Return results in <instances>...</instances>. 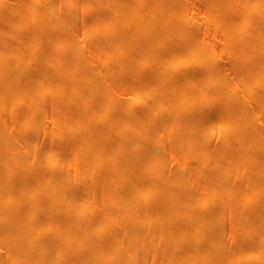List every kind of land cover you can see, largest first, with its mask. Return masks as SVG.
Instances as JSON below:
<instances>
[{
  "label": "bare ground",
  "instance_id": "bare-ground-1",
  "mask_svg": "<svg viewBox=\"0 0 264 264\" xmlns=\"http://www.w3.org/2000/svg\"><path fill=\"white\" fill-rule=\"evenodd\" d=\"M62 3L64 12L74 13L79 4H82L81 14L92 8L98 10L89 18L81 40H87L89 31L93 32L95 63L108 60L114 63L103 72L97 67H85L74 74V67L83 60L82 49L69 39L66 48L71 58L65 56L57 36L43 53L27 61L26 67L36 68L34 73H15L13 67L26 42L20 26L22 16L12 4L0 0V247L4 249L0 264L11 261L44 264L43 256L54 249L59 262L67 248L73 255L70 264H134L139 251L153 257L151 264H264V140L243 101L244 96L253 95L251 88L247 86L244 94H237L215 66V48L194 37H184L188 31L182 24L187 12L179 0H145L148 7L143 13H139L138 4L130 7L125 0H62ZM40 4L41 0L28 1L29 18H39L44 28L42 33L48 36L51 15L58 4L52 0L49 7L35 8ZM205 4L216 11H241L243 19L249 5L260 8L256 26L246 35L241 34L245 19L239 27L234 18L225 20L223 35L224 41L231 44L229 50L239 52L236 61L247 65L243 73L259 82L255 93L257 107L264 108V28L261 26L264 0H205ZM101 7L103 10L99 11ZM151 10L158 12L156 20L150 18ZM66 25L64 20L55 22V26ZM75 31L72 29L70 34ZM180 54L184 57L176 61ZM196 56L201 57L206 67L199 82L176 75L181 66L194 63ZM121 60L125 61V70L135 74V86L129 90L112 85L117 73L115 64ZM150 62L156 66L143 77V66ZM58 65L56 78L50 72ZM157 75L162 77L155 80ZM19 78L23 82L15 85ZM192 85L202 90L210 86V92H197L191 89ZM44 98L52 105L51 122L64 125L67 133L76 129L74 119H83L88 126L97 117L105 116L117 119L119 129L125 126L126 133L115 144L107 145L108 137L114 132L111 127H85L88 130L82 138H70L65 132L61 135L69 140L61 148L53 145L49 147L50 155L49 149H44L29 162L27 152L39 151L36 135L49 128L43 123L35 133L15 134L4 125L3 111L8 108L11 119L20 116L16 131L32 130L39 112L21 108L33 104L37 109L38 102ZM210 99L218 100V108L209 107L206 101ZM144 101V105H138ZM74 104L82 113L72 109ZM92 104L97 111L91 115L85 113ZM206 108L208 112H204ZM162 111L165 112L159 126L162 134L175 132L173 127L182 121L185 135L177 144L160 149L156 120ZM198 122L202 145H207L215 132L222 133L218 123L229 124L228 137L200 148L195 135ZM152 128L156 129L149 133ZM59 136V131L51 130L49 140ZM71 148L77 157L84 150L85 157L94 159L92 166L74 169L83 182H92L90 177L98 168L106 169L100 180L113 182L105 199L111 200L116 210L99 218L92 232L99 235L110 226L111 241L119 234L123 239L120 243L112 241L105 247L100 240L92 238L88 220L95 207L90 208L84 219L74 209L87 204L85 193L76 195L81 185L84 186L81 180L70 184L61 180L57 189L65 187L67 192L46 203L49 211L43 226L34 223L40 211L37 203L40 179L35 173L49 166L44 171L48 174L46 182L52 180L57 170L69 173L62 162H67ZM60 150L64 151L61 161L55 157ZM169 153L175 161L171 171L166 170ZM240 165H245L248 173L243 182L232 177ZM198 176L202 177L199 194L194 192L193 184ZM148 177L152 179L146 180ZM89 186L86 183V188ZM54 190L55 187L49 190L47 198ZM59 201V213L65 214L64 217L55 214ZM252 205H256L255 211L249 212ZM122 218H127L128 223L121 221L122 229L116 231L113 227ZM48 230L51 236L37 241L38 233ZM161 244L166 248L156 247Z\"/></svg>",
  "mask_w": 264,
  "mask_h": 264
},
{
  "label": "rangeland",
  "instance_id": "rangeland-1",
  "mask_svg": "<svg viewBox=\"0 0 264 264\" xmlns=\"http://www.w3.org/2000/svg\"><path fill=\"white\" fill-rule=\"evenodd\" d=\"M5 3H10L13 5V7L16 9L17 13L22 16V21L20 23V26L23 30V33L25 35L26 42L24 44L23 50L21 54L19 55V60L15 67H13V70L16 72L22 71L27 74L29 73H34L36 68L34 66L31 67H26L27 66V61L35 56V55H40L43 53L51 40L56 38H60L61 40V47L62 51L65 54V56H68L71 58L70 54L67 52L66 48V42L69 39H73L76 44L79 46L80 49H82V57L83 60L76 66L74 67V74L80 73L82 69L85 67H91V68H96L99 71H104L106 68L112 66L113 67V61H102L95 63L93 59V47H94V38H91V34L93 35V32L89 31V38L87 40L82 41L81 36L84 32L87 31L86 24L89 21V18L93 16L94 13H96L98 10L97 9H89L87 10L84 14L80 13V10L82 8V4H79L76 8V10L73 12V10L70 12L68 11H63L65 5H63L62 0H56L57 1V7L54 10L53 14L51 15V33L48 36L43 35L42 30L43 28V23H41L39 18H29V12H28V1L29 0H4ZM182 5L184 6V9L186 10V18L184 20V23L182 24V27L187 30L188 32L184 35V37H194L198 41H203L204 44H206L207 47L209 48H215L216 50V61H215V66L219 69V72L221 73L223 79H225L232 86L234 87L235 91L237 94H244L245 93V88L248 86L251 88V91L253 92V95L248 97L244 96V103L246 107L251 111L253 121L257 125L260 131V138L264 140V108L259 109L257 106V99L255 93L258 90V86L260 85L257 80H252L250 78V75L248 73H243L245 70L246 66L244 63L241 61H236L238 58L239 52L233 51L231 52L229 50V45L230 42L224 41V35H223V24L225 23V20L227 18H234L236 23L241 27L243 25V21L245 19V27L243 31L241 32L242 36L246 35V32H249L250 29L256 26V20L260 14V8L254 9L253 5H249L247 10L245 11V18L243 19L241 11H233V9H228L225 10L223 9L222 11H216L214 10V7L207 6L205 4V0H179ZM52 0H41L40 5H36L35 8L41 7H49L51 4ZM126 4L130 7H135L137 4L139 5V13H143L144 10L148 7L147 4L145 3V0H125ZM70 7V4L68 5ZM35 8L31 13L34 12ZM103 10V7L99 9ZM35 14V13H34ZM199 14H202V16H198ZM150 18L152 20H156L158 17V12L151 10L150 13ZM32 17V15H31ZM64 20L67 22V25L64 27H59L55 26V22ZM264 28V21L262 22L261 25ZM33 28H35V32H32ZM72 29H75L76 31L70 34V31ZM166 47L162 49V52H164ZM184 56L180 54L177 57L176 61L182 60ZM196 61L190 65H185L181 66V69L176 75H185L188 78H192L195 83L200 81V77L203 75V72L205 71L206 67L203 64V60L201 57L196 56ZM253 62V61H252ZM71 64V62H70ZM116 77H113L114 83H112L113 86L123 88V89H131L133 86H135L134 82V73L125 70V61L121 60L119 62H116ZM156 64L154 62L147 63L146 65L143 66V70L141 72L143 77H147L149 75L150 70L155 67ZM60 66L58 65L54 70H52L50 73L54 77L57 78L58 73H59ZM128 76L129 78H125ZM162 76L157 75L154 77L155 80L160 79ZM23 82V79L19 78L18 80L14 81L15 85H20ZM117 84V85H116ZM210 87V86H209ZM209 87L206 90H202L201 88H198L196 85H192L191 89H195L197 92H210ZM161 90V89H160ZM114 93L116 92L115 88L113 87L112 90ZM104 99V98H103ZM209 103V107L212 109L218 108L219 102L216 99H210L206 101ZM146 101L139 103L138 105H144ZM38 108L36 109V106L31 104V105H24L22 110H26L29 112L33 111H38L39 114L37 116V122L34 124L32 130H15L18 127V124L20 123V116L14 119H11L9 117V111L8 108H6L3 111V120H4V125L6 126L7 130L15 131V134L23 133L26 131H30L32 133L37 132V130L43 125V123L46 124V126L49 128L44 133H38L36 136V145L38 146L39 151L34 154L33 152H27V157L29 162L33 161L35 158H37L44 149H49L52 148L53 145L60 146L62 147L64 142H67L69 140L68 137H64L63 133L66 132V129H64V125H60L57 123H52L51 122V103L47 99H41L40 102H38ZM72 109L76 110L77 112L79 111V107L74 104L72 105ZM109 110V108H108ZM209 108H206L204 112H208ZM97 111L96 105L92 104L89 105L85 113H94ZM82 113V111H81ZM83 112V115L85 114ZM165 112L162 111L161 115L159 118L156 120L157 122V135H158V147L165 148L168 145L177 144L178 142L181 141V138L183 135H185V131L182 128V121L178 122L173 129L175 132L168 133L166 135L162 134V130L160 126L161 120L163 119L162 116ZM74 127L76 129L74 130H69V133H65L70 135V138L74 137H79L82 138L84 136V133L86 130L89 129H94V128H105V127H111L114 132L110 137H108L106 144L107 145H112L115 144L118 139L126 133V127L123 126L119 129V123L118 120L113 118V117H104L100 118L97 117L96 121L92 122L90 125L85 126V122L83 119H74L73 121ZM219 127L222 128V133L215 132L210 138L209 142L207 145H202L201 140H200V131H201V126L200 122H198L196 126V131L195 135L197 138V143L200 148H203L204 146H213L217 144L219 141H221L223 138L228 137L229 134V124H226L224 126L222 123H218ZM87 127V128H85ZM85 128V129H84ZM156 128H152L149 130V133L151 131H154ZM51 130L54 131H59L60 136L56 138L54 141L49 140V136L51 134ZM90 131V130H89ZM72 136V137H71ZM200 143V144H199ZM182 151V148L180 149ZM63 150H60V152L55 155V157L61 161L63 155ZM51 149L47 150V154L50 155ZM264 158V155H262ZM166 170H173L175 167V161H174V155H171L170 153L166 156ZM61 163V162H60ZM66 163L65 166L69 168V173H65L64 171L57 170L54 172L52 180L50 182H46L45 178L48 174L44 173L47 169L49 170V166H46V168L43 170L37 171L36 177L39 180V193H38V206H39V215L38 217L34 220V223L37 226H43L44 220L46 215L48 214V207L46 206V203H52L54 201V196L55 197H62V194H65L67 192V188H62L61 190L57 189V186L59 185V182L63 180L66 184H70L73 181H82L84 183V186L81 185V187L78 189L77 194H84L85 197H87V204L85 207H74L76 212L84 219L86 218L90 208H94L92 215L90 216V219L88 220V225L91 227V232L94 229V226L96 225L97 221L99 218H102L105 216V214L115 211L116 207L113 204L111 200H106L105 195L106 191L108 190L109 186L113 184L112 181H106L103 182L102 180L99 179L100 176L104 175L106 172L105 168H98L94 172V175L90 178H93L92 182H83V177H79L74 173V169L76 166L82 167L84 165H90L92 166L94 164V159H90L88 157H85L84 150L81 151V154L79 157L75 156V152L73 148L70 149L69 151V156L67 158V162H62ZM135 171V170H134ZM129 174V172L127 173ZM125 174V176L127 175ZM89 177V176H87ZM232 177L237 180V182H243L246 181L248 178V173L246 172L245 165H240L237 166V169L234 170L232 173ZM201 176H198L194 178L193 184H194V192L199 194L201 191L200 187V180ZM152 179L151 177H148L146 180ZM86 183H89L90 186L86 188ZM55 187V190L51 196L47 198V194L50 189H53ZM83 196V195H82ZM80 196L79 198H81ZM149 200L145 202L146 205ZM61 203L60 201L56 204V212L55 214L60 217H64L65 214H60ZM256 208V205H252L249 209V212H254ZM241 209L243 210V205H241ZM214 209L212 208L211 210L208 211V213L212 212ZM123 223H128L127 218H122L116 225L113 227L116 231H120L122 229V225L120 222ZM112 227H106L104 230L99 234V235H94L93 232L91 233V236L93 239H98L100 240L105 247H109L111 242L114 241L115 243H120L123 239L121 238V235H117L116 237L113 238L111 241L110 239V233H111ZM51 236V232L45 231L43 233H38L36 239L39 242H42L44 239H47L48 237ZM155 243H157V240H155ZM158 249H165L166 245L161 244V245H156ZM0 254H4V249L0 247ZM152 256L150 254L145 255L142 251H139L137 253V261L134 264H151ZM44 264H70L73 260V255L71 254V251L69 248L63 251L62 253V261L57 260V250L54 249L51 253H47L43 256L42 258ZM145 261V262H144ZM262 262V261H261ZM257 263H260L257 261ZM10 264H15V261H11Z\"/></svg>",
  "mask_w": 264,
  "mask_h": 264
}]
</instances>
